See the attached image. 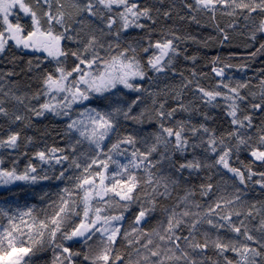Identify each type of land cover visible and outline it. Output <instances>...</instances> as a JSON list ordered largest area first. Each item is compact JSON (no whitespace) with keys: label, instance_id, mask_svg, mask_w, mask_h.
<instances>
[{"label":"trees","instance_id":"1","mask_svg":"<svg viewBox=\"0 0 264 264\" xmlns=\"http://www.w3.org/2000/svg\"><path fill=\"white\" fill-rule=\"evenodd\" d=\"M126 1L128 30L96 0H25L34 16L11 17L28 40L35 17L61 54H0V170L34 177L0 191V262L264 264V0ZM119 58L144 78L85 105L112 125L99 147L46 112L48 87ZM90 181L93 212L123 220L115 240L76 244Z\"/></svg>","mask_w":264,"mask_h":264},{"label":"rangeland","instance_id":"2","mask_svg":"<svg viewBox=\"0 0 264 264\" xmlns=\"http://www.w3.org/2000/svg\"><path fill=\"white\" fill-rule=\"evenodd\" d=\"M98 8L96 10H112L116 9L121 12V20L126 30L130 29L132 25L140 19L136 7L126 0H96ZM14 1L12 0H0V13L6 23V38L0 39V54L5 50L7 42H13L20 47H27L29 43L32 44L36 50L35 36L42 32V24L39 23L35 17L34 29L35 33L32 34L29 40L24 38L23 30L18 25L8 23V20L13 16L16 10L13 9ZM26 13L25 17L32 16V9L27 5L23 6ZM22 9V11H23ZM89 16L95 18L97 13L93 8L88 10ZM34 16V15H33ZM44 32V31H43ZM45 33V32H44ZM48 35V34H46ZM45 35V36H46ZM50 37V35H49ZM52 38V37H51ZM53 40V38H52ZM29 41V43H28ZM57 41L54 40L52 44L44 46L38 50H41L46 57L59 61L60 47H58ZM169 48L165 47L160 51V56L157 59V63L161 64L162 61L168 56ZM141 68L127 58L116 59L110 64L103 66L99 72L95 70H83L79 71L77 75L66 73L63 69L59 72L58 81L51 82L49 84L50 102L47 106L46 112L54 115H59L64 119H68L71 123L72 130L76 132L85 141L95 144L99 147H103L109 139L112 132V125L100 118V116L90 108H86L85 105L90 101L93 96H100L109 93L117 88L129 89L132 82H139L143 80ZM77 94V96H75ZM33 176H17L3 173L0 170V191H4L18 184L33 183ZM86 204L88 210L85 216V222L83 226L95 232L103 229V231L111 236L114 240L117 238L119 224L122 222V218H116L110 221L103 218L99 212H93L92 201L97 195L101 194V191L96 183L90 181L87 185ZM144 217L141 216L140 222ZM112 225V227H111ZM1 261V260H0ZM0 264H15L8 259L2 260Z\"/></svg>","mask_w":264,"mask_h":264},{"label":"water","instance_id":"3","mask_svg":"<svg viewBox=\"0 0 264 264\" xmlns=\"http://www.w3.org/2000/svg\"><path fill=\"white\" fill-rule=\"evenodd\" d=\"M263 33H264V20H263ZM34 46L36 49H40L44 46L52 44L53 40L49 35L41 34L35 36ZM92 231L84 226H80L73 235L76 244H82L86 242L92 235Z\"/></svg>","mask_w":264,"mask_h":264},{"label":"flooded vegetation","instance_id":"4","mask_svg":"<svg viewBox=\"0 0 264 264\" xmlns=\"http://www.w3.org/2000/svg\"><path fill=\"white\" fill-rule=\"evenodd\" d=\"M12 1H14L13 9H14V10L17 9L16 12H19V13H21L23 16H25L26 13H25V11H24V9H23V6H26V4H25V0H12ZM22 9H23V11H22ZM14 13H15V12H14ZM32 17H33V14H32ZM11 19H12V18H10V19L8 20V23H9V24L11 23ZM43 31H44V30H42V32L39 33L38 35L45 34ZM46 34H47V33H46ZM46 34H45V35H46Z\"/></svg>","mask_w":264,"mask_h":264},{"label":"bare ground","instance_id":"5","mask_svg":"<svg viewBox=\"0 0 264 264\" xmlns=\"http://www.w3.org/2000/svg\"><path fill=\"white\" fill-rule=\"evenodd\" d=\"M243 258H245V257H243ZM239 261L238 262H243V261H241L240 259H238Z\"/></svg>","mask_w":264,"mask_h":264}]
</instances>
